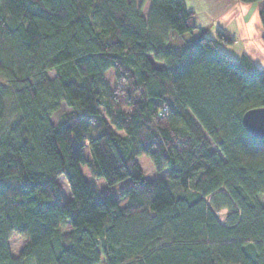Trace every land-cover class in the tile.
I'll return each mask as SVG.
<instances>
[{"label": "trees", "instance_id": "1", "mask_svg": "<svg viewBox=\"0 0 264 264\" xmlns=\"http://www.w3.org/2000/svg\"><path fill=\"white\" fill-rule=\"evenodd\" d=\"M137 1L0 0V264H264V138L242 121L264 72L185 0H150L148 18Z\"/></svg>", "mask_w": 264, "mask_h": 264}, {"label": "crops", "instance_id": "2", "mask_svg": "<svg viewBox=\"0 0 264 264\" xmlns=\"http://www.w3.org/2000/svg\"><path fill=\"white\" fill-rule=\"evenodd\" d=\"M185 2L189 10L197 12L196 15L203 24H214L216 30L230 32L233 42L220 39L222 46L224 45V48L221 46L222 50L234 59H239L246 53L257 65H263L264 29L259 13L264 6V0L250 4L238 0H185ZM237 43H242L243 47L231 53L229 46ZM26 242L25 238L23 246ZM12 255L15 256L13 253Z\"/></svg>", "mask_w": 264, "mask_h": 264}, {"label": "rangeland", "instance_id": "3", "mask_svg": "<svg viewBox=\"0 0 264 264\" xmlns=\"http://www.w3.org/2000/svg\"><path fill=\"white\" fill-rule=\"evenodd\" d=\"M137 6H138L141 14H143L146 18H148L150 8H151V1L146 0L144 2H141L140 0H138ZM195 14H197V12H195ZM196 20H197V23L202 27L203 33L205 32L207 35H209L212 38H215V39L217 38V42L220 43L219 47L221 48L222 41H220V39L217 37V31L218 30H216L214 24H209V25L203 24L201 22L200 17H198V15H196ZM222 31L225 33L229 32L227 30H222ZM199 33H200L199 30H195L193 33L187 32V33H184L181 35L177 34L176 39L172 40V43L180 44V42H184L183 41L184 39L185 40L192 39L193 37H195ZM228 34H230V32ZM168 44H169V40H168ZM222 47L224 48V45ZM241 47H243L242 43L232 44L229 46V48L231 49V53H235L236 50H238ZM262 56L264 59V54ZM262 62H263V65L258 64V66L264 72V60ZM49 74L51 77H54L56 72L53 70ZM108 78L112 82L113 86H117V83L114 79L112 70L109 71ZM3 81H5V78L2 75H0V82H3ZM122 97L123 96H121V98ZM70 111H71V108L65 102H62L61 108L53 115V121L57 122L60 118H62V116L64 114H66ZM84 153H85V156L87 158H91V151H90V146H89L88 142L84 148ZM137 160L140 163L141 168H142L143 173L146 176V178L156 179L159 175H161L162 177L168 178V169L165 168L160 172L157 171V169L153 165L150 157H148L147 155L138 156ZM81 169H82V171H83V173H84V175H85V177H86V179H87V181L91 187H93L94 189H96L98 191L104 190L108 187L105 179L102 177H96L87 165L81 164ZM60 182L63 185L64 193L66 194V196H69L70 195V188H69V185H68L64 176L60 177ZM123 184H124V182L121 181V182H118L117 184L112 186V191H113L115 197L118 199L120 205H124L126 203V199L120 197V188ZM207 201L209 202V198H207ZM229 213H230V210L228 208H222L220 210H215V214L221 222L226 221V218H227ZM24 241H25V237L21 236L20 234L15 233L13 236H11L9 245H11L10 248L12 250V253L15 256H18V254L20 253V250L24 244Z\"/></svg>", "mask_w": 264, "mask_h": 264}, {"label": "water", "instance_id": "4", "mask_svg": "<svg viewBox=\"0 0 264 264\" xmlns=\"http://www.w3.org/2000/svg\"><path fill=\"white\" fill-rule=\"evenodd\" d=\"M242 121L248 132L255 138H264V106L247 109L242 116Z\"/></svg>", "mask_w": 264, "mask_h": 264}, {"label": "built area", "instance_id": "5", "mask_svg": "<svg viewBox=\"0 0 264 264\" xmlns=\"http://www.w3.org/2000/svg\"><path fill=\"white\" fill-rule=\"evenodd\" d=\"M165 111H167V107L166 106L162 109L161 112H165Z\"/></svg>", "mask_w": 264, "mask_h": 264}]
</instances>
